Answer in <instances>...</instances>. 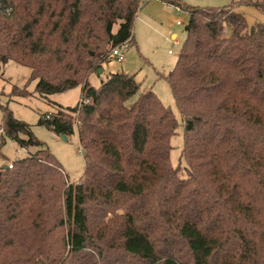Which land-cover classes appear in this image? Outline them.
Wrapping results in <instances>:
<instances>
[{
    "label": "trees",
    "instance_id": "16d2710c",
    "mask_svg": "<svg viewBox=\"0 0 264 264\" xmlns=\"http://www.w3.org/2000/svg\"><path fill=\"white\" fill-rule=\"evenodd\" d=\"M160 1L189 17L174 68L158 73L182 115L185 177L171 161L179 120L152 87L125 72L89 82L112 48L137 45L142 0H0V80L13 61L42 98L82 87L88 101L39 120L77 130V183L0 106V157L8 139L38 148L0 165V264H264V23L237 11L264 13V0Z\"/></svg>",
    "mask_w": 264,
    "mask_h": 264
},
{
    "label": "rangeland",
    "instance_id": "374dc122",
    "mask_svg": "<svg viewBox=\"0 0 264 264\" xmlns=\"http://www.w3.org/2000/svg\"><path fill=\"white\" fill-rule=\"evenodd\" d=\"M185 3L196 7H216V4L230 5L241 0H183ZM222 5V6H223ZM164 2L142 0L141 10L134 27V35L137 45H131L126 51V60L119 63L115 59L102 66L103 74L94 72L89 78L91 86L99 87L103 80L112 73L125 72L136 76V80L142 84V88L152 87L161 101L172 108L180 127L178 134L173 137L171 161L179 167L181 175L186 176L181 163V152L184 146L182 115L175 104L169 84L165 80L158 79V73L168 74L175 66L179 52L186 38V26L189 17L184 12H178L177 8L170 7ZM221 6V5H220ZM221 6V7H222ZM237 11L243 14L248 23H264V13L249 7H238ZM182 21V25H178ZM177 36V44L172 36ZM173 51V54L169 52ZM31 69L16 62H9L4 69L3 79L0 80V106H8L14 116L31 126L35 137L44 143L54 157L61 164L71 182H78L84 174L85 161L81 151L78 132L68 136H59L39 125L41 116L55 113L57 105L63 107H76L82 98V87L62 94L51 95L48 99L42 98L36 92L37 81L29 83ZM13 87H17L21 97L13 96ZM27 95V96H26ZM29 95V96H28ZM3 112L0 109V124ZM36 147L28 150L22 149L16 142L7 140L2 152L5 159L0 157V165L11 163L26 157L29 153H35Z\"/></svg>",
    "mask_w": 264,
    "mask_h": 264
},
{
    "label": "built area",
    "instance_id": "2783aa9c",
    "mask_svg": "<svg viewBox=\"0 0 264 264\" xmlns=\"http://www.w3.org/2000/svg\"><path fill=\"white\" fill-rule=\"evenodd\" d=\"M178 12H181V10L179 8H177ZM183 22L182 21H178V25H182ZM175 44H177V40L174 39ZM131 46L130 42H126L120 46L114 47L109 51V56L111 59H115L116 61H118L119 63H123L126 60V51L127 49ZM170 54H173V51L169 52ZM88 101L87 100H81L80 101V106L87 104ZM51 116V114L46 115V118L49 119ZM2 133V130L0 129V134ZM14 162H11L9 164V168H13Z\"/></svg>",
    "mask_w": 264,
    "mask_h": 264
},
{
    "label": "crops",
    "instance_id": "0c3cea01",
    "mask_svg": "<svg viewBox=\"0 0 264 264\" xmlns=\"http://www.w3.org/2000/svg\"><path fill=\"white\" fill-rule=\"evenodd\" d=\"M152 1L162 2V1H160V0H152ZM224 1H226V0H224ZM228 1H229V0H228ZM220 5L222 6L223 4H216L215 6H216V7H221ZM226 5H227V4H224L223 6H226ZM223 6H222V7H223ZM170 7L173 8V6H170ZM175 38L177 39V36H176V35H173V36H172V39H175ZM134 39H135V42L137 43L136 38H135V35H134ZM137 44H138V43H137ZM106 63H109V62H106ZM103 65H105V63H104ZM103 65H102V66H103ZM101 70H102V73H99V74H103V73H104V69L101 68ZM61 106H62V105H61Z\"/></svg>",
    "mask_w": 264,
    "mask_h": 264
},
{
    "label": "water",
    "instance_id": "95a60500",
    "mask_svg": "<svg viewBox=\"0 0 264 264\" xmlns=\"http://www.w3.org/2000/svg\"><path fill=\"white\" fill-rule=\"evenodd\" d=\"M98 73H102V70H101V69H99V70H98ZM63 137H64V136H63ZM64 138H65V137H64ZM5 168H7V167H5Z\"/></svg>",
    "mask_w": 264,
    "mask_h": 264
}]
</instances>
